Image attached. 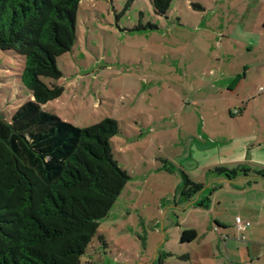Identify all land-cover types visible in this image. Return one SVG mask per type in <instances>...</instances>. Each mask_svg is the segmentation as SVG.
Instances as JSON below:
<instances>
[{
  "label": "rangeland",
  "instance_id": "obj_1",
  "mask_svg": "<svg viewBox=\"0 0 264 264\" xmlns=\"http://www.w3.org/2000/svg\"><path fill=\"white\" fill-rule=\"evenodd\" d=\"M233 1L174 0L159 17L151 0H80L74 44L56 59L61 76L42 79L63 92L43 110L80 129L116 121L112 157L129 177L82 264H193L182 259L190 249L180 236L199 230L198 220L207 217L193 204L219 188V201L229 203L227 180L210 161L212 145L238 130L225 116L232 94L219 86L234 69ZM23 64V57L0 50L4 120L32 99L20 80ZM182 173L203 185L191 202L181 196ZM209 218L206 231L214 227Z\"/></svg>",
  "mask_w": 264,
  "mask_h": 264
},
{
  "label": "trees",
  "instance_id": "obj_2",
  "mask_svg": "<svg viewBox=\"0 0 264 264\" xmlns=\"http://www.w3.org/2000/svg\"><path fill=\"white\" fill-rule=\"evenodd\" d=\"M173 1L151 0L154 14L164 16ZM79 2L0 0V50L23 57L20 80L32 97L9 120L0 117V264H82L129 180L112 157L116 121L80 129L43 110L63 92L42 79L61 76L56 59L74 44ZM214 172L233 180L251 170L238 165ZM182 178L181 196L190 201L203 185ZM208 202L195 207L205 209ZM195 238L194 230H185L180 244Z\"/></svg>",
  "mask_w": 264,
  "mask_h": 264
},
{
  "label": "crops",
  "instance_id": "obj_3",
  "mask_svg": "<svg viewBox=\"0 0 264 264\" xmlns=\"http://www.w3.org/2000/svg\"><path fill=\"white\" fill-rule=\"evenodd\" d=\"M233 3L230 13L235 16L228 30L234 50L228 59L234 69L224 73L219 86H223L226 95L232 94L225 97V116L236 122L238 130L230 131L221 142L212 145L216 154L210 163L229 166L227 169L245 165L251 172L226 179L229 203L219 201L218 195L224 192L219 188L207 195V208L193 204L198 212L207 214L206 219L198 220L200 229L209 217L214 223L212 231L190 229L196 238L186 243L190 253L182 259L193 264H264V176L253 173L264 171V0ZM235 49H242L243 53L238 54ZM236 110L238 114L234 115ZM236 221L242 227H237ZM245 223L249 226L244 227ZM222 251L225 256L220 255Z\"/></svg>",
  "mask_w": 264,
  "mask_h": 264
},
{
  "label": "built area",
  "instance_id": "obj_4",
  "mask_svg": "<svg viewBox=\"0 0 264 264\" xmlns=\"http://www.w3.org/2000/svg\"><path fill=\"white\" fill-rule=\"evenodd\" d=\"M260 90H262V89H260ZM233 113H234V115H236V114H238V111L236 110ZM236 224H237V227H242V225L240 224L239 221H236ZM243 226L244 227H248L249 226V223H245Z\"/></svg>",
  "mask_w": 264,
  "mask_h": 264
}]
</instances>
